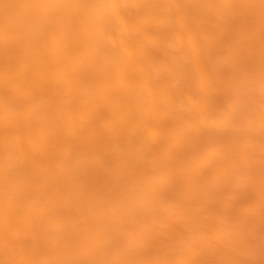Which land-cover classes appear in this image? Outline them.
Returning a JSON list of instances; mask_svg holds the SVG:
<instances>
[{
	"label": "bare ground",
	"instance_id": "6f19581e",
	"mask_svg": "<svg viewBox=\"0 0 264 264\" xmlns=\"http://www.w3.org/2000/svg\"><path fill=\"white\" fill-rule=\"evenodd\" d=\"M0 264H264V0H0Z\"/></svg>",
	"mask_w": 264,
	"mask_h": 264
},
{
	"label": "rangeland",
	"instance_id": "374dc122",
	"mask_svg": "<svg viewBox=\"0 0 264 264\" xmlns=\"http://www.w3.org/2000/svg\"><path fill=\"white\" fill-rule=\"evenodd\" d=\"M165 120H167V118L165 119ZM210 166H212V165H209L208 167H210ZM207 167V170L209 171V168ZM213 169H212V167L210 168V171H212ZM227 192H229V191H227ZM251 204H253L252 202L251 203H247V206H248V208H249V205H251ZM252 207H253V205H252ZM251 208V207H250ZM252 209V208H251Z\"/></svg>",
	"mask_w": 264,
	"mask_h": 264
}]
</instances>
